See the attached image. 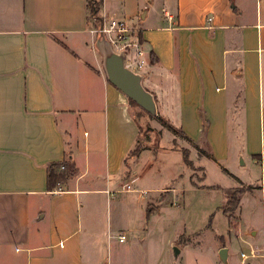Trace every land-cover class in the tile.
I'll use <instances>...</instances> for the list:
<instances>
[{
  "label": "crops",
  "instance_id": "0c3cea01",
  "mask_svg": "<svg viewBox=\"0 0 264 264\" xmlns=\"http://www.w3.org/2000/svg\"><path fill=\"white\" fill-rule=\"evenodd\" d=\"M98 13L99 22L88 0H0V264H168V255L122 263L111 254L118 243L145 239L170 198L185 205L182 188L143 180L158 154L188 149L192 185L217 189L224 197L217 211L230 222L240 204L226 213L224 190L238 185H201L193 170L204 179L213 161L247 185L229 170L232 154L264 160V0H103ZM104 15L134 27L147 59L134 72L155 115L188 138L157 119L154 141L133 154L140 128L131 98L109 80L105 59L115 50L92 31ZM55 163L75 175L48 190ZM253 186L264 237V182ZM257 233H247L242 264H264ZM183 236L170 243L177 258L184 244L196 245Z\"/></svg>",
  "mask_w": 264,
  "mask_h": 264
},
{
  "label": "rangeland",
  "instance_id": "374dc122",
  "mask_svg": "<svg viewBox=\"0 0 264 264\" xmlns=\"http://www.w3.org/2000/svg\"><path fill=\"white\" fill-rule=\"evenodd\" d=\"M144 69L142 68L138 71L141 72ZM131 112L140 128V141L136 146L140 150L145 148L151 141H154V131H157L161 124L147 110L135 104L132 105ZM234 140H236L234 148L242 149L245 152L246 148H242L243 144L240 143L241 138H234ZM168 141L169 138L164 137L161 145L164 146ZM248 148L250 150L253 149L251 146ZM254 148H258V140ZM148 154L154 155L153 152ZM245 155V163L242 162L241 157L237 156L236 153L232 154L231 161L228 163L230 165L229 170L234 176L247 185L238 184L233 176L225 173L213 161H209L211 163L206 168V177L204 179L202 170H193V181L208 186L231 188L238 185L236 187L238 189H246L248 187L253 189L255 187L253 185H260L264 182V160L259 162L252 160V155H248V151L245 152ZM183 156L182 153L175 151L166 155L158 154V160L153 162V167L143 180L161 183L164 187H171L175 184L180 189L182 188L185 205H179L178 201L175 205H172L173 199L170 198L163 206L164 209L161 213L154 218L152 227L149 229L145 239H134L128 244L118 243L114 245L111 254H113L114 258L115 256L120 258V260H114L115 262L124 263L131 260L143 262L147 258L150 260H162L163 256L168 255L170 260L168 264H242L241 252L247 250L248 246L245 244V239L250 240L247 233L251 232L252 229L258 230V233L253 236L254 242L259 248L263 246L264 237L259 231L262 224L261 194L250 193L251 189L247 191V194H243L236 216H233L232 222H230L229 218L220 210L217 211L216 208V205L223 204V195L215 188H199L192 185L190 177L192 170L184 162ZM201 160L202 158L199 160L196 158L195 165L197 166V163ZM173 171L179 172V175H181L179 179L171 177ZM228 230L232 233H229ZM184 233L189 237L183 236L180 241L184 242L191 239L196 245L184 244L182 255L177 258L174 256L175 245L171 247L170 243L177 240ZM224 245L230 249L227 262L220 258V247Z\"/></svg>",
  "mask_w": 264,
  "mask_h": 264
},
{
  "label": "built area",
  "instance_id": "2783aa9c",
  "mask_svg": "<svg viewBox=\"0 0 264 264\" xmlns=\"http://www.w3.org/2000/svg\"><path fill=\"white\" fill-rule=\"evenodd\" d=\"M92 31L104 35L115 51L124 54L127 68L138 71L145 67L147 63L145 51L135 34L134 27L127 20L112 15H104L100 24L94 27ZM119 240L124 242L126 235L122 234ZM242 256L246 257L245 254Z\"/></svg>",
  "mask_w": 264,
  "mask_h": 264
},
{
  "label": "trees",
  "instance_id": "16d2710c",
  "mask_svg": "<svg viewBox=\"0 0 264 264\" xmlns=\"http://www.w3.org/2000/svg\"><path fill=\"white\" fill-rule=\"evenodd\" d=\"M88 1L91 6V16L95 17L96 20L99 22L100 18L98 12L103 0H88ZM131 103L132 105L135 104L136 106H139V104L135 102L133 99H131ZM149 114L152 117H156L162 124L168 127V129L174 132L176 135H180L185 138H188V136L185 133H183V131H181L176 126H174L170 121L166 120L161 116H157L151 113ZM195 147L198 149L201 155H206V151L198 144H195ZM140 151L141 149L139 150L138 148H136V152L135 153L133 152V154L134 155L138 154ZM183 155L186 164L191 165L192 163L190 161V157H189L190 153L188 149H183ZM62 165L63 163H55L48 168V190H53L54 188L63 185L75 175V169L72 166H67L66 164V169H61ZM250 189L251 187H248L246 189L233 188L229 190H224V195L226 197V202L223 207L224 211L226 213H232L233 211H235L240 204L242 195Z\"/></svg>",
  "mask_w": 264,
  "mask_h": 264
},
{
  "label": "water",
  "instance_id": "95a60500",
  "mask_svg": "<svg viewBox=\"0 0 264 264\" xmlns=\"http://www.w3.org/2000/svg\"><path fill=\"white\" fill-rule=\"evenodd\" d=\"M105 65L109 80L116 87L149 113L156 114V104L152 94L144 88L141 76L126 67L123 54L111 51L106 55ZM178 252L179 249L175 248V256ZM226 252V248L221 250L222 260L226 259Z\"/></svg>",
  "mask_w": 264,
  "mask_h": 264
}]
</instances>
